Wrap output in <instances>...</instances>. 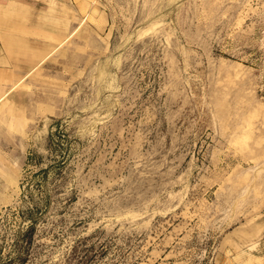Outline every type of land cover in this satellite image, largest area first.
Here are the masks:
<instances>
[{
    "label": "rangeland",
    "instance_id": "obj_1",
    "mask_svg": "<svg viewBox=\"0 0 264 264\" xmlns=\"http://www.w3.org/2000/svg\"><path fill=\"white\" fill-rule=\"evenodd\" d=\"M15 1L0 229L36 203L27 264H264V0Z\"/></svg>",
    "mask_w": 264,
    "mask_h": 264
},
{
    "label": "trees",
    "instance_id": "obj_2",
    "mask_svg": "<svg viewBox=\"0 0 264 264\" xmlns=\"http://www.w3.org/2000/svg\"><path fill=\"white\" fill-rule=\"evenodd\" d=\"M50 136H53V133H50ZM47 169V167L40 169L33 176L45 174ZM31 178L26 181L25 193H23L22 197L23 201L29 198L33 201L31 192V182L33 180ZM27 192L28 194H26ZM40 213L41 211L34 201L30 206L21 205L12 212L20 220L17 228L11 234L10 242L7 241V230L0 229V264H27L30 261L31 249L33 248L35 233L37 231L36 226L41 218ZM1 223H4L3 219H0Z\"/></svg>",
    "mask_w": 264,
    "mask_h": 264
},
{
    "label": "crops",
    "instance_id": "obj_3",
    "mask_svg": "<svg viewBox=\"0 0 264 264\" xmlns=\"http://www.w3.org/2000/svg\"><path fill=\"white\" fill-rule=\"evenodd\" d=\"M16 4L15 0H0V6L3 8L10 7L8 10H0V15L3 12L14 13V5ZM13 6V8H11ZM0 21L1 18H0ZM4 24L0 22V104L7 98L11 91L16 87V85L22 80L24 76L19 77V73L17 72V67L14 66L13 59L11 58L10 50L5 49L6 43L9 38H6L4 32ZM13 35V32L9 36ZM28 73V72H27Z\"/></svg>",
    "mask_w": 264,
    "mask_h": 264
},
{
    "label": "bare ground",
    "instance_id": "obj_4",
    "mask_svg": "<svg viewBox=\"0 0 264 264\" xmlns=\"http://www.w3.org/2000/svg\"><path fill=\"white\" fill-rule=\"evenodd\" d=\"M3 98V97H2ZM2 98H0V101L2 100Z\"/></svg>",
    "mask_w": 264,
    "mask_h": 264
}]
</instances>
